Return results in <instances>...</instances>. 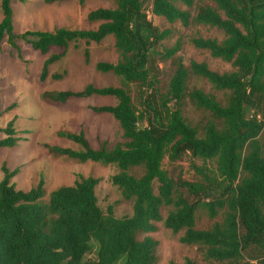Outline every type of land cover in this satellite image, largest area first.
I'll list each match as a JSON object with an SVG mask.
<instances>
[{
  "label": "trees",
  "instance_id": "trees-1",
  "mask_svg": "<svg viewBox=\"0 0 264 264\" xmlns=\"http://www.w3.org/2000/svg\"><path fill=\"white\" fill-rule=\"evenodd\" d=\"M0 0V44L4 41L20 58L21 40L41 54L60 49L41 64L39 80H59L65 70L48 73V66L59 60L70 43H98L113 37L119 54L114 62H97L95 69L119 78L117 86L96 87L90 83L79 90L44 91L42 96L63 104L71 99L108 96L112 105L90 106L94 113L110 115L121 130V141L108 148L101 142L92 148L83 131H57L56 135L77 145L70 148L42 144L48 154L78 162L114 164L110 177L124 200L131 201L129 215L114 216L112 207L103 212L97 204L92 176L77 175L71 185L49 191L45 202L43 178L28 190L10 182L17 168L1 166L0 179V264H157V241L149 233L162 220L161 208L170 207L162 222L172 233L183 230L179 240L204 247L206 264H264V0H203L193 17L186 9L194 0H151L150 14L167 22L186 26L196 24L220 30V41L210 37L191 39L194 47L211 57L228 62L233 68L216 72L204 62L173 59V70L165 91L157 90V62L172 59L179 50L176 40L162 45L169 29H158L144 11V0H109L114 7H98L86 13L94 29L24 30L16 32L13 2ZM26 3V0H18ZM83 0H43L47 4ZM83 61H88L86 46ZM189 74L206 79L216 90H227L221 103L199 88L186 89ZM138 90V106L127 86ZM155 93H157L155 95ZM187 98L195 108L211 117L203 125H191L182 115ZM0 147L18 140L8 121L0 127ZM186 156L192 175L173 177L164 168ZM198 158L199 164L192 160ZM140 168L139 174L130 172ZM203 210L212 219L207 229L195 227V214ZM142 234L139 238L138 235ZM197 264L185 258L182 263Z\"/></svg>",
  "mask_w": 264,
  "mask_h": 264
},
{
  "label": "rangeland",
  "instance_id": "rangeland-1",
  "mask_svg": "<svg viewBox=\"0 0 264 264\" xmlns=\"http://www.w3.org/2000/svg\"><path fill=\"white\" fill-rule=\"evenodd\" d=\"M151 0H144V11L147 19L158 29H169L170 34L162 41V45L169 47L176 40L180 42L179 50L172 59L157 62L159 83L157 90L164 92L168 78L173 70V59L180 58L185 67L189 61L204 62L209 69L216 72H227L233 68L228 62L214 58L204 49L192 45L191 39L195 37H210L220 41L223 34L220 30L207 25L196 24L192 19L186 26L180 22H167L160 16L150 14ZM203 0H194L189 8L180 2L175 5L180 9L189 11L193 17L197 6L203 4ZM103 7H114V2L109 0H83L82 4L76 1L47 4L43 0H26L13 2V23L16 32L24 30H52L55 27L68 29H94L98 22H89L86 13L89 10ZM1 17V13H0ZM113 37L106 35L98 43L85 44L80 40L70 43L63 56L48 66V73L65 70L64 76L59 80H51L46 77L39 80V72L43 60L52 53L60 52V49L50 48L41 54L32 50L21 40L17 41L20 58L16 56L14 49L2 41L0 44V127H4L8 121L17 136L24 139L18 140L13 146L0 147V179L2 177L1 166L8 170L17 168V172L11 177L10 182L16 189L28 190L33 187L39 176L43 178V196L39 200L43 203L47 199L49 191L61 185H71L77 175L92 176L97 179L95 195L97 204L105 212L107 206L112 207L114 216L129 215L131 213V201L124 200L118 188L110 181V177L117 172L114 164H101L97 162H78L63 156L48 154L42 144H54L70 148H77L73 142L60 138L57 131L77 132L82 130L85 138L92 148H97L101 142L106 147H112L121 141V130L118 123L106 113H94L90 106L112 105L115 99L108 96H90L83 99H71L63 104L48 100L42 96L44 91L52 90H79L85 84L90 83L96 87L117 86L119 78L111 72H100L95 69L97 62L114 63L119 59L118 52L113 47ZM86 46L88 61H83L82 51ZM199 88L203 92L212 95L217 101L223 103L228 95L227 90L214 89L206 79L189 74L186 80V89ZM132 102L138 106V90L134 84L127 86ZM157 93H155L156 95ZM182 115L186 122L198 125L200 128L210 120L208 112L195 108L185 98L182 105ZM4 135L0 133V138ZM264 141V137L261 138ZM195 164L200 160L194 158ZM190 160L184 156L178 162L169 164L166 159L163 166L173 177L180 173L183 178H190L192 171ZM133 174H139L140 168L130 170ZM170 207L161 208L162 220ZM222 214L218 213L214 218L207 217L203 210L195 214V227L207 229L214 220L221 221ZM159 221L156 230L149 235L157 241L156 263L163 264L168 261L182 263L185 258L195 261L197 264H206L208 260L204 255V247L199 244H185L179 238L183 233L180 230L172 233ZM142 234L138 235L140 238ZM224 264V263H221Z\"/></svg>",
  "mask_w": 264,
  "mask_h": 264
}]
</instances>
